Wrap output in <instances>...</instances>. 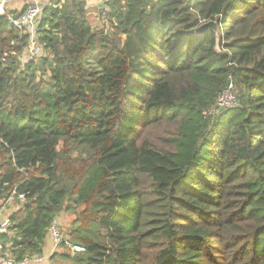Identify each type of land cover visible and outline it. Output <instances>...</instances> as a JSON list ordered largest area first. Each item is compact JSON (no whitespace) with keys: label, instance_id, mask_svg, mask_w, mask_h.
<instances>
[{"label":"trees","instance_id":"1","mask_svg":"<svg viewBox=\"0 0 264 264\" xmlns=\"http://www.w3.org/2000/svg\"><path fill=\"white\" fill-rule=\"evenodd\" d=\"M109 4L101 29L52 2L51 58L24 68L29 34L0 16V205L25 196L0 240L43 256L73 212L86 251L54 264H264V0ZM230 76L239 106L215 109Z\"/></svg>","mask_w":264,"mask_h":264},{"label":"built area","instance_id":"2","mask_svg":"<svg viewBox=\"0 0 264 264\" xmlns=\"http://www.w3.org/2000/svg\"><path fill=\"white\" fill-rule=\"evenodd\" d=\"M14 0H0V16H7L10 24L19 31L20 37L29 34V48L31 57L38 55L41 50L37 46L36 41V27L39 24L41 18L43 17L44 10L52 4V0H30L31 3L27 7L20 10L18 13L13 14L9 10V4ZM110 0H102L100 7L101 15L105 18L106 14L110 12ZM102 17V18H103ZM37 54V55H36ZM239 88L237 87L232 76L229 77V82L226 87L220 92L215 109L223 108H234L239 106ZM25 196L21 194H14L5 203L6 205L13 200H24ZM11 223L9 219H5L0 223V234L5 235L10 231ZM49 235L52 239L54 246L58 249L64 245V247L69 250L71 254L83 253L86 249L78 244H74L68 240L63 234L62 227L55 219L49 227ZM11 247V246H9ZM45 258L43 256H33L30 258H25L22 261H17L9 252H2V247H0V264H29L37 263L43 264Z\"/></svg>","mask_w":264,"mask_h":264},{"label":"crops","instance_id":"3","mask_svg":"<svg viewBox=\"0 0 264 264\" xmlns=\"http://www.w3.org/2000/svg\"><path fill=\"white\" fill-rule=\"evenodd\" d=\"M29 3H31L30 0H14V1H12L9 4V10H10L11 13L16 14L20 10H22L23 8L27 7V5H29ZM16 201L13 200L12 202H10L7 205L6 204L0 205V223L2 221H4L5 219H9L10 220V215L13 212H16L17 210H19L21 208L22 202H19L18 200H16ZM65 220H66V215L65 214H61L58 217V222L60 223V225L64 224ZM10 234H11V232H10ZM11 244H12L11 242L4 243L2 240H0V247H2V252H8V248H10L9 246H11ZM4 248H6L7 251H3ZM61 250H64V248L60 247V248L57 249L54 246V244L52 242V239H51V237L49 235L47 237V239L45 241V245H44L43 257L45 258V261H44L43 264H50V263L54 264L56 262H61V260H56V258L51 259V257L53 256L54 253L60 252ZM66 250L67 249L65 248V251ZM29 264H37V263H29Z\"/></svg>","mask_w":264,"mask_h":264},{"label":"rangeland","instance_id":"4","mask_svg":"<svg viewBox=\"0 0 264 264\" xmlns=\"http://www.w3.org/2000/svg\"><path fill=\"white\" fill-rule=\"evenodd\" d=\"M52 1L55 2V1H59V0H52ZM63 2H64V0H63ZM101 4H102V0H86V5H88L87 16H88L90 23L92 24V27L102 29L104 27L105 28L107 27V25H106L107 17L104 18L101 15V11H100ZM215 28H217L216 23H215ZM36 36H37V34H36ZM37 46L40 48L38 43H37ZM30 52L31 51H30L29 46H26L23 49V52L17 56V58H18L17 60H19L20 63L23 64L22 68H24L26 65H28L32 62V61L29 62V58L31 57ZM48 53H49L48 51H46V50L43 51L41 48V50L38 52V55L36 54L37 56L31 57V58L33 60L36 57L40 58V56H42V55H43V57L51 58L50 56H48ZM36 60H37V62H39L38 59H36ZM43 77L45 80H49V74L43 75ZM78 210H79V208H78ZM74 217H75V213H73V212L66 214V220H65L64 224L61 225L62 230H63V234L65 237H66V235L64 233V228H66V226L72 222Z\"/></svg>","mask_w":264,"mask_h":264},{"label":"water","instance_id":"5","mask_svg":"<svg viewBox=\"0 0 264 264\" xmlns=\"http://www.w3.org/2000/svg\"><path fill=\"white\" fill-rule=\"evenodd\" d=\"M206 25L211 26V27H215V23H214V22H209V23L206 24ZM203 27H205V25L202 26V28H203ZM202 28H201V29H202ZM107 34H109V32H107ZM76 199L78 200V197H76Z\"/></svg>","mask_w":264,"mask_h":264}]
</instances>
